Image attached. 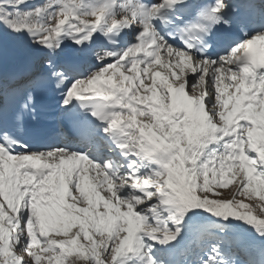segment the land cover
<instances>
[{"label": "snow or ice", "instance_id": "obj_1", "mask_svg": "<svg viewBox=\"0 0 264 264\" xmlns=\"http://www.w3.org/2000/svg\"><path fill=\"white\" fill-rule=\"evenodd\" d=\"M0 264H264V0H0Z\"/></svg>", "mask_w": 264, "mask_h": 264}, {"label": "rangeland", "instance_id": "obj_2", "mask_svg": "<svg viewBox=\"0 0 264 264\" xmlns=\"http://www.w3.org/2000/svg\"><path fill=\"white\" fill-rule=\"evenodd\" d=\"M229 187H234V185H229ZM225 191H227V190L225 189Z\"/></svg>", "mask_w": 264, "mask_h": 264}]
</instances>
